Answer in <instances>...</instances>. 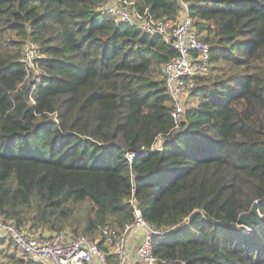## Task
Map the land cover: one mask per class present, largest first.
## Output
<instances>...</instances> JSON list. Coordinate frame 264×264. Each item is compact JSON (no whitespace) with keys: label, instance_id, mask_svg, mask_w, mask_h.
I'll list each match as a JSON object with an SVG mask.
<instances>
[{"label":"trees","instance_id":"obj_1","mask_svg":"<svg viewBox=\"0 0 264 264\" xmlns=\"http://www.w3.org/2000/svg\"><path fill=\"white\" fill-rule=\"evenodd\" d=\"M106 1L0 0V217L96 240L134 222V194L153 228L176 227L154 239L159 264H264V217L239 224L264 199V0H137L166 23L188 4L211 45L178 128L163 78L176 52L117 26ZM10 243L0 264H40Z\"/></svg>","mask_w":264,"mask_h":264},{"label":"built area","instance_id":"obj_2","mask_svg":"<svg viewBox=\"0 0 264 264\" xmlns=\"http://www.w3.org/2000/svg\"><path fill=\"white\" fill-rule=\"evenodd\" d=\"M136 5L137 0H107L99 11L112 18L117 26L128 24L144 34L160 37L176 52V56L165 64L163 78L174 102L172 117L178 128L184 117V104L188 96L211 67V45L202 39L195 20L189 14L188 4L182 3L178 20L169 23L156 21L147 12L139 13ZM42 57L35 42L24 44L22 60L27 67L35 68L36 61ZM161 145L162 140H158L156 147ZM140 153H128L126 157L133 163ZM131 204L135 210L134 222L126 225L122 232L103 228L96 240L63 231L20 230L14 221L1 217L0 236L12 241L29 260L40 264H111V256L117 261L116 264H159L153 253L154 239L167 236L176 227L153 228L142 217L134 194ZM138 232L143 237L137 248L138 259L133 261L130 251Z\"/></svg>","mask_w":264,"mask_h":264},{"label":"rangeland","instance_id":"obj_3","mask_svg":"<svg viewBox=\"0 0 264 264\" xmlns=\"http://www.w3.org/2000/svg\"><path fill=\"white\" fill-rule=\"evenodd\" d=\"M35 73H33V76H37L38 75V71L35 70L34 71ZM196 98H194L193 96L189 95L188 98H187V101L185 102L184 106H185V109L188 107V106H193L194 104H196ZM259 216L261 217H264V215L262 214H259ZM240 227L242 229H244L245 231H250L251 228L247 225V224H240ZM41 231V230H40ZM44 232H47V233H52L54 231H49V230H44ZM57 232V231H56ZM63 232H67V233H70V234H75L74 232H72L70 229H67V230H63ZM100 236V234H99ZM10 250H12V252L16 253L18 256H21L22 254H24L18 247H16L15 244H12L10 243ZM3 264H8V262H6L5 260L2 261Z\"/></svg>","mask_w":264,"mask_h":264},{"label":"water","instance_id":"obj_4","mask_svg":"<svg viewBox=\"0 0 264 264\" xmlns=\"http://www.w3.org/2000/svg\"><path fill=\"white\" fill-rule=\"evenodd\" d=\"M262 202H264V199L262 201L256 202L253 206L252 213L255 215V218L251 219V222L247 221L248 216L245 214L240 217L239 224H247L250 228H252V223H257L259 221L260 216L258 213V207Z\"/></svg>","mask_w":264,"mask_h":264},{"label":"crops","instance_id":"obj_5","mask_svg":"<svg viewBox=\"0 0 264 264\" xmlns=\"http://www.w3.org/2000/svg\"><path fill=\"white\" fill-rule=\"evenodd\" d=\"M142 237H143L142 233L138 232L135 234V237L133 238V244L130 251V255L133 261H136L138 259L137 248L141 242Z\"/></svg>","mask_w":264,"mask_h":264},{"label":"bare ground","instance_id":"obj_6","mask_svg":"<svg viewBox=\"0 0 264 264\" xmlns=\"http://www.w3.org/2000/svg\"><path fill=\"white\" fill-rule=\"evenodd\" d=\"M137 29V28H136Z\"/></svg>","mask_w":264,"mask_h":264}]
</instances>
